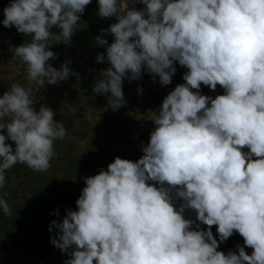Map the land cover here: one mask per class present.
Returning a JSON list of instances; mask_svg holds the SVG:
<instances>
[{
	"label": "clouds",
	"instance_id": "clouds-1",
	"mask_svg": "<svg viewBox=\"0 0 264 264\" xmlns=\"http://www.w3.org/2000/svg\"><path fill=\"white\" fill-rule=\"evenodd\" d=\"M139 2L143 10L129 9L128 0H98L99 17L117 22L101 29L114 36L110 45L95 38L106 47L96 61L111 67L100 71L93 92L111 93L117 110L126 103L124 78L140 79L146 70L167 86L174 62L188 69L186 83L163 99L139 160L117 156L107 170L84 177L77 210H67L61 223L51 221L49 231L59 230L51 243L70 256L65 264H264V0ZM90 3L12 0L4 8L3 26L32 37L14 49L30 83L43 87L69 78L67 64L57 70L48 63L56 58L49 48L70 43ZM202 84L219 85L224 94L202 95ZM31 92L13 83L0 96V132H6L0 134V187L17 163L47 171L54 141L66 135L51 108L35 110ZM175 198L183 200L179 208ZM0 208L12 214L2 198ZM186 209L195 210L207 230L193 229ZM234 232L244 240L238 254L218 251Z\"/></svg>",
	"mask_w": 264,
	"mask_h": 264
},
{
	"label": "rangeland",
	"instance_id": "rangeland-1",
	"mask_svg": "<svg viewBox=\"0 0 264 264\" xmlns=\"http://www.w3.org/2000/svg\"><path fill=\"white\" fill-rule=\"evenodd\" d=\"M11 2L0 0V96L9 91L13 83L31 88L35 110L39 111L42 105L51 108L54 120L64 124L66 135L54 141V155L47 171L37 172L21 163L5 171L0 198L8 203L12 214L6 216L0 208V260L1 264H65L70 256L51 243V238L58 237L59 233L55 227L49 231L51 221L61 223L67 210H77L75 202L85 187L84 177L107 170L117 156L132 161L143 156L142 149L156 127L152 119L158 115L168 93L186 83L183 75L188 69L174 62L176 72L167 86L160 84L158 76L153 80L154 74L146 70H142L140 79L124 78L122 91L126 103L114 110L110 103L111 93L96 94L93 88L101 79L100 71L111 67L106 59L96 61L98 54L106 55V47L99 45L95 38L100 36L109 45L114 42V36L101 29H108L117 21L115 16L99 17L98 0H91L80 14L70 43H56L49 48L56 58L48 63L57 70L67 64L72 74L58 84L45 82L42 87L30 83L26 68L18 67L12 55L18 38H28L30 42L32 37L19 33L15 26L6 28L2 24L3 10ZM128 6L137 10L145 8L139 0L134 5L128 0ZM50 31L59 34L61 30L53 26ZM199 91L212 98L224 94L219 85L211 90L202 84ZM5 122H10V118H5ZM6 143L14 147L12 141ZM173 203L179 208L183 200L175 198ZM56 210L58 215L53 214ZM184 216L194 222L193 229L198 225L200 230H207L208 226L196 220L195 210L186 209ZM213 228V236L219 241V234ZM217 250L227 254L224 241L219 242Z\"/></svg>",
	"mask_w": 264,
	"mask_h": 264
},
{
	"label": "trees",
	"instance_id": "trees-1",
	"mask_svg": "<svg viewBox=\"0 0 264 264\" xmlns=\"http://www.w3.org/2000/svg\"><path fill=\"white\" fill-rule=\"evenodd\" d=\"M27 42H29L28 38L20 37L17 39L15 47L25 44ZM12 60L18 67L26 68V66L22 65L17 58H14V54L12 55ZM213 231L217 232V226H214ZM238 244L240 246H244V240H243V237H241L238 233L234 232V234L229 239L224 241L226 253H228L229 251H232V252H237L238 254V250L236 248ZM245 251L247 254L251 255L253 249L245 246ZM1 263H2V260H0V264Z\"/></svg>",
	"mask_w": 264,
	"mask_h": 264
}]
</instances>
